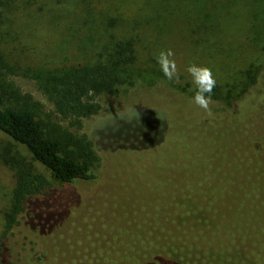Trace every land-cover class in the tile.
Instances as JSON below:
<instances>
[{
  "label": "trees",
  "instance_id": "16d2710c",
  "mask_svg": "<svg viewBox=\"0 0 264 264\" xmlns=\"http://www.w3.org/2000/svg\"><path fill=\"white\" fill-rule=\"evenodd\" d=\"M183 2L195 32L203 25L208 38L217 26L207 0ZM137 42L37 74L54 112L78 127L100 113L102 95L134 84ZM249 73L253 85L257 75ZM221 93L216 84L212 97L232 106ZM17 98L0 85V131L9 138L0 157L15 174L0 264H264V137L254 145L241 127L209 118L151 120L147 138H117L138 147L117 160L100 156L87 133L52 127ZM94 181L99 192L88 187ZM171 183L206 186L202 214L174 196Z\"/></svg>",
  "mask_w": 264,
  "mask_h": 264
},
{
  "label": "rangeland",
  "instance_id": "374dc122",
  "mask_svg": "<svg viewBox=\"0 0 264 264\" xmlns=\"http://www.w3.org/2000/svg\"><path fill=\"white\" fill-rule=\"evenodd\" d=\"M1 2V87L16 94L18 101L36 106L50 126L87 133L100 156L127 159L126 154L130 156L132 149L138 147L135 143H120L117 138H147L151 135V129H146L151 127L147 121L151 120L178 123L206 122L209 118L235 125L236 129L241 127L254 145L264 137V0H207V13H213L217 29L205 39L203 25L202 29L197 26L199 31L195 32L197 21L187 15L182 0ZM213 2L217 3L215 8ZM177 4H181L182 10ZM192 6L190 2L188 12H192ZM129 38L138 40L134 43L138 54L133 67L137 73L134 84L121 88L117 95H102L101 112L84 119L82 127L57 115L52 102L39 88L37 74L103 59L116 48L117 42ZM167 49L174 53L178 81H169L156 60L159 52ZM191 63L212 69L221 94L232 96V106L223 98L212 97V115H208L194 103L190 91H195V85L187 72ZM249 72L257 75L253 85ZM8 141V136L0 131V154ZM120 171L126 180V169ZM14 185V171L0 157V232ZM88 187L99 192L101 183L94 181ZM205 187L170 184L174 196L187 201L190 210L201 214ZM137 262L144 263L141 258Z\"/></svg>",
  "mask_w": 264,
  "mask_h": 264
},
{
  "label": "clouds",
  "instance_id": "9594fccd",
  "mask_svg": "<svg viewBox=\"0 0 264 264\" xmlns=\"http://www.w3.org/2000/svg\"><path fill=\"white\" fill-rule=\"evenodd\" d=\"M156 60L169 81L179 80V71L171 49L161 50L156 56ZM187 72L195 85L194 103L203 109L208 115H212V93L216 86V78L212 69L207 65L191 63Z\"/></svg>",
  "mask_w": 264,
  "mask_h": 264
}]
</instances>
